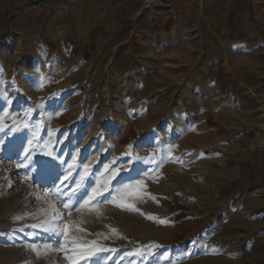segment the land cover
<instances>
[{"label": "rangeland", "instance_id": "rangeland-1", "mask_svg": "<svg viewBox=\"0 0 264 264\" xmlns=\"http://www.w3.org/2000/svg\"><path fill=\"white\" fill-rule=\"evenodd\" d=\"M241 3L246 39L221 0H0V264H68L42 248L62 236L30 217L73 156L70 179L90 165L81 196L105 165L121 168L113 189L146 186L137 212L109 193L94 211L60 208L82 243L112 249L79 264H264V0ZM30 148L57 157L52 175L16 167Z\"/></svg>", "mask_w": 264, "mask_h": 264}, {"label": "snow or ice", "instance_id": "snow-or-ice-1", "mask_svg": "<svg viewBox=\"0 0 264 264\" xmlns=\"http://www.w3.org/2000/svg\"><path fill=\"white\" fill-rule=\"evenodd\" d=\"M27 115V113H25ZM17 121L16 118L13 117V127L10 129L11 131H16ZM5 123L4 119L0 117V132H4ZM35 131H39V125L36 126ZM38 137H36L35 132L33 135V141H29V145L34 141H37ZM34 150L27 149L24 150V159L20 161L16 167L17 168H25L28 171H35L37 174H42L45 176H50L53 174V165L57 157L52 155V151H45V157H51V159L45 160H33L32 153ZM128 155H131L129 153ZM139 159V158H137ZM151 162L154 157L148 158ZM115 163V161H113ZM62 164H67V170L63 173L56 176L53 181L52 189H48L43 191L42 195H37L35 198L43 202L47 207H41L37 210V212L31 215V219L36 222L31 224V228L38 229L44 233H47L49 236H62V241L57 240L55 243L59 244V247H54L53 242L49 241L42 245V248L47 252L48 250L56 251V252H64L66 253L65 259L68 261V264H79L81 259H87L89 257L95 256L100 252H110L112 249L101 247L98 241H91L90 243H82L75 235V233H83L84 229L79 227L77 224L71 221H65V211H61L60 208L66 210V215L71 216L73 211L82 212L84 210L94 211L95 205L102 202L99 198L104 197L105 193L110 194V199L107 200L108 203L114 204L116 207L121 208L122 210H130L133 212H137L138 209L135 206V203L132 201L141 196V193L145 189L144 181L137 180L134 183L122 184L118 188L113 189L112 181L115 180L121 173V168H112L110 169L108 165H105L104 173L107 174L105 180L103 182L97 183L94 187L91 188L90 191H85L84 195L81 196L80 193L84 189V182L90 173V165L84 164L82 171L79 174V179L72 178V170L76 167L77 161L76 157H72V162L69 163L67 161H63ZM26 181L29 177L26 175L24 178ZM34 182V178H33ZM69 183L71 186V193L68 196V200H61L60 197L63 195L61 191V186L65 183ZM44 186L41 185V188ZM73 196L79 197L78 201L75 204L70 203ZM59 205V207H58ZM141 215H145L144 213H140ZM148 219H155L154 217H146ZM15 220H19V217H15ZM160 224L165 226L168 225V221L165 219H160L158 221ZM113 234H118L117 229H110ZM108 239L107 236L104 237ZM29 247L32 252L36 254L37 257H40L41 251L38 246L31 245L26 246ZM159 245H151L147 249V255L153 256L155 255V249L158 248ZM70 253V254H68ZM142 253L141 250H137L136 252H129V256H140ZM175 264V262H174Z\"/></svg>", "mask_w": 264, "mask_h": 264}, {"label": "crops", "instance_id": "crops-1", "mask_svg": "<svg viewBox=\"0 0 264 264\" xmlns=\"http://www.w3.org/2000/svg\"><path fill=\"white\" fill-rule=\"evenodd\" d=\"M242 0H221L222 3H224L225 6V10L228 12H230V14L228 15V13L226 14L227 18H229L231 16V18L227 19L228 22H231L232 24H249L248 27H241L242 30H244V39H246V36L248 34H250V32L252 31H257V28H255L252 24L254 22L252 21H247V18H244L241 20L240 18V12L242 9ZM244 20V21H243ZM252 25V26H251ZM245 51H237L235 48L232 49V51L230 52L231 56L234 57H241L240 59H242V57H244L245 55ZM229 55V54H228ZM254 56V55H253ZM247 84V88H248V82ZM260 91L261 93L264 95V85L260 86ZM251 138L249 137V135H247L246 133H243L242 136L239 138V141L235 144V147H238L239 145H246L248 147L247 144H250ZM248 156H250V154L248 153ZM262 169V167L260 168V170ZM258 172V171H257Z\"/></svg>", "mask_w": 264, "mask_h": 264}]
</instances>
